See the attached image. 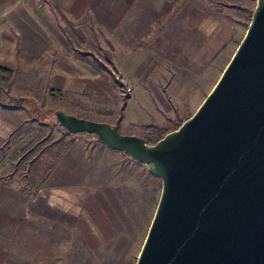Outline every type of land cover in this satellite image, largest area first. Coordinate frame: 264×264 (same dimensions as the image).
<instances>
[{
	"label": "rangeland",
	"instance_id": "rangeland-1",
	"mask_svg": "<svg viewBox=\"0 0 264 264\" xmlns=\"http://www.w3.org/2000/svg\"><path fill=\"white\" fill-rule=\"evenodd\" d=\"M58 1L0 0V67L9 71L0 73V264H135L160 179L93 134L66 132L52 113L153 142L142 126L169 132L191 116L232 56L220 55L242 39L198 63L215 15L246 17L243 36L251 14L234 7L255 0H173L114 16L99 0ZM193 10L200 25L186 23ZM5 94L26 97L30 110L8 107Z\"/></svg>",
	"mask_w": 264,
	"mask_h": 264
},
{
	"label": "water",
	"instance_id": "water-1",
	"mask_svg": "<svg viewBox=\"0 0 264 264\" xmlns=\"http://www.w3.org/2000/svg\"><path fill=\"white\" fill-rule=\"evenodd\" d=\"M141 163L161 192L135 264H264V0L197 109L154 143L54 112Z\"/></svg>",
	"mask_w": 264,
	"mask_h": 264
},
{
	"label": "crops",
	"instance_id": "crops-1",
	"mask_svg": "<svg viewBox=\"0 0 264 264\" xmlns=\"http://www.w3.org/2000/svg\"><path fill=\"white\" fill-rule=\"evenodd\" d=\"M75 2V0H72ZM94 1V0H92ZM96 1V0H95ZM102 5H104L106 11H108V15L114 16V11L117 12V9L121 10L122 12L130 7H138L142 9L152 10V11H158L162 9L166 4L171 3L173 0H99ZM118 1L121 2V7H118L116 3ZM59 5H62V7H68L70 3L67 5L65 4V0L58 1ZM124 4V6H123ZM255 5V4H254ZM253 5V7H254ZM243 7L253 8L250 7L251 5H242ZM61 7V6H60ZM63 9V8H62ZM84 9V8H83ZM234 10L241 11L240 8L236 5L234 7ZM120 13V17H117V19L123 18V13ZM245 12V10L243 11ZM63 14V13H62ZM72 14V13H71ZM76 15L75 13H73ZM64 16V15H63ZM65 17V16H64ZM216 22H214V28L206 38L204 44L201 46L200 50L196 53L195 59L198 63H200L202 66L208 64L211 60L215 59L219 54L222 52V50H225L224 48L228 44L229 41L233 38L236 40L238 37H243L242 33L243 30L241 29L242 26L245 24V20L247 19L244 17L243 19L241 17H234L230 13L228 14H216L215 15ZM241 18V19H240ZM186 23L189 25H200L202 23V17H199L196 10H193L190 15L186 19ZM244 35V34H243ZM232 47H228L226 49L227 53H223L220 55L221 58H225L227 56H231L233 54V50L231 51ZM226 65V64H225Z\"/></svg>",
	"mask_w": 264,
	"mask_h": 264
},
{
	"label": "trees",
	"instance_id": "trees-1",
	"mask_svg": "<svg viewBox=\"0 0 264 264\" xmlns=\"http://www.w3.org/2000/svg\"><path fill=\"white\" fill-rule=\"evenodd\" d=\"M238 8H242L244 10H248V12H250V14L252 12V9H247L245 7L238 6ZM3 72H9V71H8V69L0 67V73H3ZM0 90H3L2 87H0ZM5 98H6V104L10 108L23 107V108H25L27 110H30L29 106L27 105L28 104V99L26 97H23V96H21V97H13V96L5 94ZM123 107H124V102H122V104H121V106L119 108V112L118 113H119L120 116L123 115ZM38 111H40L43 116H46V112L42 111V108L40 106L38 107ZM54 112L52 114L55 117ZM55 122H56V120H55ZM142 129L145 131V133L147 134L148 137H150L151 139L154 140L153 142H148L146 140L148 143H154L156 140H158L159 138H161L164 134H166L168 132L167 130H165L163 128H159V127H156V126H153V125L142 126ZM94 140H95V138H94Z\"/></svg>",
	"mask_w": 264,
	"mask_h": 264
}]
</instances>
